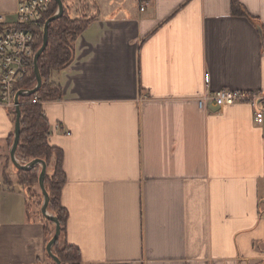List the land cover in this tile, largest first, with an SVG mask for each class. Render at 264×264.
I'll list each match as a JSON object with an SVG mask.
<instances>
[{"label":"crops","instance_id":"crops-1","mask_svg":"<svg viewBox=\"0 0 264 264\" xmlns=\"http://www.w3.org/2000/svg\"><path fill=\"white\" fill-rule=\"evenodd\" d=\"M240 2L65 0L90 21L42 108L82 264H264V121L197 103L207 74L264 92V0ZM18 4L0 0L7 24ZM15 123L0 106V264H51L41 209L3 180Z\"/></svg>","mask_w":264,"mask_h":264},{"label":"trees","instance_id":"trees-1","mask_svg":"<svg viewBox=\"0 0 264 264\" xmlns=\"http://www.w3.org/2000/svg\"><path fill=\"white\" fill-rule=\"evenodd\" d=\"M63 2L64 12L59 18L50 23L48 27V43L39 57L38 63L42 76V85L33 95L21 97V101H25L26 104L21 105V136L16 155L18 158L28 161L35 158L46 161L48 165L46 187L50 195L49 210L59 219L61 224V234L53 247V252L61 259L62 264H82L80 249L68 243H61L66 233L68 219V211L61 204V191L66 181V175L62 169L63 151L52 146L49 142L50 125L44 114L42 103L31 102L34 96H38L42 102L61 97V87L53 80V74L66 68L74 60L75 41L90 21V19L85 17H72L70 7L66 5L65 0ZM57 8V2L51 0L41 21L43 27L46 20L56 12ZM232 11L235 14H247L240 0H232ZM34 33H37L33 41V50L36 52L43 44L44 28L43 30L35 29ZM36 83L37 79L32 63L29 76L20 87L32 88ZM11 112L16 119V111L11 110ZM40 171V165L29 170L17 168L18 183L29 189L37 184L39 186ZM42 216L50 225L49 238H52L55 232V223L44 215ZM51 224H53V227ZM51 260L54 262L52 258Z\"/></svg>","mask_w":264,"mask_h":264},{"label":"built area","instance_id":"built-area-1","mask_svg":"<svg viewBox=\"0 0 264 264\" xmlns=\"http://www.w3.org/2000/svg\"><path fill=\"white\" fill-rule=\"evenodd\" d=\"M50 3L51 0H19L16 21L12 24H7L0 15V106L9 110H15L17 105L26 104L25 101H21V98L17 104L16 94L20 89L27 88L20 85L27 80L32 63L34 65L36 52L33 50V41L37 36L34 30H43L41 21ZM205 82L206 91L197 99L199 108L206 109L212 106L221 110L235 104H248L253 109L255 122L263 123V91H242L230 88L212 90L208 74ZM31 102L42 103L38 96H34Z\"/></svg>","mask_w":264,"mask_h":264},{"label":"water","instance_id":"water-1","mask_svg":"<svg viewBox=\"0 0 264 264\" xmlns=\"http://www.w3.org/2000/svg\"><path fill=\"white\" fill-rule=\"evenodd\" d=\"M58 4V8L56 12L47 19L45 26H44V37H43V44L42 46L36 51L34 55V72L36 74L37 83L32 88H24L20 89L16 94V103L19 104L21 97H27L33 95L42 85V76L39 69V57L43 50L45 49L47 43H48V27L50 23L59 18L63 12H64V2L63 0H55ZM16 123H15V132H14V140L10 147V158L13 162V164L19 168L24 170H29L37 165L41 166V171L39 174V187L41 189L42 195H43V201L41 206L42 214L47 218L52 220L55 223V232L52 236V238L49 240L47 244V251L50 257L54 260L56 264H62L61 259L53 252V247L55 243L58 241L60 234H61V224L59 219L52 213H50L49 210V201H50V195L46 187V175L48 171V165L45 160L40 158H35L30 160L26 164H21L17 158L16 151L20 142V136H21V106L17 105L16 109Z\"/></svg>","mask_w":264,"mask_h":264},{"label":"rangeland","instance_id":"rangeland-1","mask_svg":"<svg viewBox=\"0 0 264 264\" xmlns=\"http://www.w3.org/2000/svg\"><path fill=\"white\" fill-rule=\"evenodd\" d=\"M76 6H77L76 10L78 12L79 18H83V17H86L85 15H89L85 11V7L83 6L82 3H77ZM84 13H86V14H84ZM5 158H6V160L4 159V161H3V175L5 173L3 180L9 186H13V185L18 186L19 183H18V178H17V168L13 164L8 152L5 156ZM18 160L21 164H26L30 161V160L28 161V160L22 159V158H18ZM20 187H22L23 190L27 194V199L29 201V207L31 209H34V208L35 209H39V208L41 209L42 193H41V190H40L38 184L35 185L34 187H32L31 189H29L28 187H26L24 185H21ZM41 213H42V211H41ZM50 213H52V212H50ZM51 226L53 227V224H51ZM62 239H64V237ZM50 262H51V264H55L52 260H50Z\"/></svg>","mask_w":264,"mask_h":264}]
</instances>
